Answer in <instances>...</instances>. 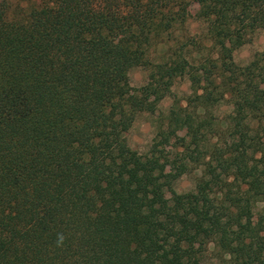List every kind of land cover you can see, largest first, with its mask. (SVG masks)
I'll list each match as a JSON object with an SVG mask.
<instances>
[{"label":"trees","instance_id":"16d2710c","mask_svg":"<svg viewBox=\"0 0 264 264\" xmlns=\"http://www.w3.org/2000/svg\"><path fill=\"white\" fill-rule=\"evenodd\" d=\"M193 2L216 57L156 64L133 95L130 70ZM260 28L264 0H0V264H200L196 240L264 264V208L243 222L264 203V51L239 66L222 50ZM185 73L193 94L168 131L187 127L179 159L202 176L170 201L169 158L127 133L152 87ZM224 99L215 126L206 112Z\"/></svg>","mask_w":264,"mask_h":264},{"label":"rangeland","instance_id":"374dc122","mask_svg":"<svg viewBox=\"0 0 264 264\" xmlns=\"http://www.w3.org/2000/svg\"><path fill=\"white\" fill-rule=\"evenodd\" d=\"M9 2L13 7L20 3L25 5L27 0H9ZM198 8L194 2L188 4L187 20L183 26L176 29L173 38L148 50L146 58L149 60V65L137 66L130 70L129 77L133 95H140L141 88L147 84L149 75L154 70L153 66L156 64L170 62L172 59L178 58H185L196 64L208 57H216L215 52L218 49L214 48L208 39L205 23L196 16ZM222 50L223 54L231 57L235 64L246 66L256 54L264 51V29H257L250 34L245 44L237 46L233 42L227 43ZM206 64L209 66L208 63ZM152 88L149 108L138 114L127 133V139L130 147L141 154L148 153L154 147L162 150L158 154H164L169 158L166 171L174 174L176 179L171 186L166 188L165 195L168 200L173 201L178 195L193 190L202 176V167L188 165L184 169L179 159L182 151L180 142L186 139L187 127L180 124L172 131H168L170 111L188 106V99L192 96L193 91L186 73L173 80L165 95H162L156 87ZM231 111V104L224 99L206 113L210 114L212 118L209 121L215 126L219 123L224 126V120ZM263 208L264 203H258L255 209L243 219L248 228L255 229L260 225ZM194 245L200 264H226L228 256L218 252L213 243L196 240Z\"/></svg>","mask_w":264,"mask_h":264},{"label":"clouds","instance_id":"9594fccd","mask_svg":"<svg viewBox=\"0 0 264 264\" xmlns=\"http://www.w3.org/2000/svg\"><path fill=\"white\" fill-rule=\"evenodd\" d=\"M63 239H64L63 236H59L57 243H58V244H59V243H62Z\"/></svg>","mask_w":264,"mask_h":264}]
</instances>
